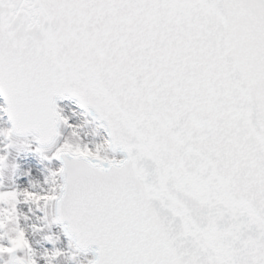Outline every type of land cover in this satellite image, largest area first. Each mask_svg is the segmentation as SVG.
I'll use <instances>...</instances> for the list:
<instances>
[{"label": "snow or ice", "instance_id": "1", "mask_svg": "<svg viewBox=\"0 0 264 264\" xmlns=\"http://www.w3.org/2000/svg\"><path fill=\"white\" fill-rule=\"evenodd\" d=\"M45 20L63 24L46 51L27 38ZM160 89L190 112L229 95L226 127L233 118L241 121L248 140L234 146L219 132L209 146L228 153L225 168L241 166L239 206L264 217V0H0V95L6 102L0 113L12 125L5 138L31 133L37 152L55 148L52 159L61 162L51 172L58 183L39 192L31 182L9 190L0 183L3 264H59L64 256L55 246L42 255L33 249L21 226V203L44 209L49 227H63L74 261L92 252L87 264H264V231L256 228L240 247H214V254L205 243L211 231L200 235L198 250L173 244L155 202L167 199L184 225L194 220L166 192L169 169L153 185L136 163L141 155L158 156L156 145L130 142L142 119L157 114L167 123L173 117L152 99ZM69 97L93 114L109 150L123 158L94 154L67 138L57 146L59 126H73L56 99ZM7 167L0 155V172Z\"/></svg>", "mask_w": 264, "mask_h": 264}, {"label": "water", "instance_id": "2", "mask_svg": "<svg viewBox=\"0 0 264 264\" xmlns=\"http://www.w3.org/2000/svg\"><path fill=\"white\" fill-rule=\"evenodd\" d=\"M62 29L63 24H57L54 20L37 22L29 29L30 34L27 38L46 51L48 42L58 36ZM72 37H75V31H73ZM143 78L142 75L138 76V79ZM153 87L156 85L153 84ZM159 91L162 94L158 97L153 96L152 99L166 105L169 111L173 113V117L165 123L159 115L153 114L151 118L140 121L137 136L130 138V142L135 143L139 140L149 139L156 145L158 156L141 155L136 163L146 172V180L149 184H159L161 171L165 168L169 169L170 174L164 185L166 192L185 206L191 213L194 222L200 226L202 234L208 231L213 233V239L210 242H205L208 253L214 254V247H240L242 241L246 240L255 229V227L251 229L248 227L247 212L244 215L240 214L245 209L239 206L241 199L240 184L243 180L242 168L240 165L225 168L222 161L228 153L222 149L209 146L211 135L219 132H223L221 140L232 143L234 146H238L235 142L242 144L248 140V134L241 121L233 118L230 126L226 127L225 114L232 111L228 106L229 95L225 93L219 98L214 97L212 101L206 102L198 111L190 112L181 105L176 96L164 93L162 89ZM194 95L199 96L201 93L197 90ZM0 98L6 107L4 97L0 95ZM63 99L66 98H57L56 102ZM68 99L76 101L75 98L69 97ZM59 104L58 108L60 109ZM81 109L85 111V109ZM9 122L11 125L10 120ZM101 131L104 132L100 129ZM189 132H191L190 139ZM172 133L178 134V136H174ZM180 140L186 142L179 144ZM193 142L199 144L201 155L210 154L215 164L216 174L207 185L199 183L191 175L192 173L200 174L198 169L202 161L199 155L194 152L188 153L184 158L183 166L176 159V153L184 157L185 151ZM207 175L208 173L204 174L205 179H207ZM155 207L161 219L166 224H170L172 242L179 250L190 252L201 248V243L200 245L195 244L191 236L184 237L179 234L181 221L178 217L172 216L167 199L163 202L156 201ZM213 221L215 222V230L210 228ZM232 233L238 234L240 239L234 240Z\"/></svg>", "mask_w": 264, "mask_h": 264}, {"label": "rangeland", "instance_id": "3", "mask_svg": "<svg viewBox=\"0 0 264 264\" xmlns=\"http://www.w3.org/2000/svg\"><path fill=\"white\" fill-rule=\"evenodd\" d=\"M0 107L2 106L0 105ZM59 107L63 110L62 115L73 127L67 128L63 124L60 125V136L57 146L62 144L67 138L76 143L86 145L94 154L98 151L99 154L105 155L104 150H102L104 149L105 134L102 131L100 132V127L93 123L85 114L81 113L74 102L66 100L62 104H59ZM0 123L4 124L5 134L9 127L5 118H3V113H0ZM6 126L7 129H5ZM73 131L77 133L76 136L72 135ZM11 138L6 139L7 143H5L0 151V155L7 157L8 165L7 169L0 172V183H3L4 190H9L14 186L19 188L29 187L30 181L26 182L25 180L34 175L32 168H36L37 170L36 172L34 171L36 175L32 177L35 180H31V190L39 192L43 188H48L58 183V178L51 177V172L60 167L54 159L42 157V154L36 151L37 148L33 146L34 149H32V145L28 142L16 147V145L10 143ZM31 150L33 151L31 152ZM37 158H39L40 162L41 160H45V170L40 168L41 165L39 166V163L36 162ZM13 166L15 167L13 168ZM21 174L25 175L23 178L25 180L20 178ZM46 178L48 180L47 184L44 183ZM18 210L21 216V226L27 233L33 249L38 254H44L45 250L52 251L55 246V248L64 251V256L59 258V264H82L79 258L75 261L73 260L72 253L63 235L56 232L54 225L48 226V222L44 219V209L38 210L32 203H21L18 206ZM34 226L43 230L34 231ZM19 255H22V253H19ZM4 259H7V257ZM0 264H3V261H0ZM39 264H44V261L40 260Z\"/></svg>", "mask_w": 264, "mask_h": 264}, {"label": "clouds", "instance_id": "4", "mask_svg": "<svg viewBox=\"0 0 264 264\" xmlns=\"http://www.w3.org/2000/svg\"><path fill=\"white\" fill-rule=\"evenodd\" d=\"M174 136H178V134L172 133ZM191 138V132H189V139ZM186 141L184 140H180L179 144H184ZM195 153L197 155L200 156V159L202 161V163L199 166V175H197L196 173H192V177L198 181L201 184L207 185L211 179L213 178V176H215V164L211 158L210 154H204L201 155L200 153V146L198 143L193 142L192 144H190L187 148V150L185 151L184 157L180 156L179 153H176V159L181 163V165L183 166V161L184 158L188 155V153ZM209 169H211V172H209ZM208 173L207 175V179H205L204 174ZM153 185H158L156 183H153ZM247 212V215L249 217L248 219V227L251 229L252 227H255L258 230H262L264 231V217H257L255 216L251 211H249L248 209H244L240 212L241 215H244V213ZM181 231H180V235L184 236V237H188L191 236L192 240L195 244L200 245L201 241H200V235L202 234V230L200 228V226L197 223H192L190 226L189 225H184L181 223V225L179 226ZM210 228H212L213 230H215V222L213 221V223L210 225ZM239 230L237 229V232ZM233 235V239L234 240H239L240 237L238 234L236 233H232ZM244 241H242L243 243Z\"/></svg>", "mask_w": 264, "mask_h": 264}, {"label": "bare ground", "instance_id": "5", "mask_svg": "<svg viewBox=\"0 0 264 264\" xmlns=\"http://www.w3.org/2000/svg\"><path fill=\"white\" fill-rule=\"evenodd\" d=\"M0 105H1V103H0ZM92 121H93V119H92ZM97 125V124H96ZM3 126H4V124H1L0 123V151H1V149L3 148V146L5 145V143H7L6 142V138H5V134H4V128H3ZM5 129H7V126H6V128ZM103 134H104V132H103ZM26 142H28V143H30L31 145H32V149H34V145L33 144H35V141H34V139L33 138H17V137H12L11 138V140H10V143H12V144H14V145H16V147L18 146V145H21L22 143H26ZM102 150H104V153H105V155H108L109 156V158H116V159H121V156L120 155H118V154H113V153H111L110 151H109V149L107 148V144L105 143V138H104V149H102ZM33 150H31V152H32ZM30 152V153H31ZM55 152V148H52L50 151H46V152H39V154H42V157H47V158H52V155H53V153ZM34 158V157H33ZM34 160H35V158H34ZM37 161L36 162H38L39 163V166H40V168H42V170L44 169L45 170V160L43 161V160H41V162H40V160H39V158H37L36 159ZM33 169V176H30V178L28 179V180H25V179H23L24 177H25V175H23V174H21V176H20V178L21 179H23V180H25L26 182H31V180L32 179H34V178H32V177H34L36 174H35V172H36V168H32ZM58 169V168H57ZM35 171V172H34ZM50 177V176H49ZM48 177V178H49ZM51 177H52V175H51ZM35 180V179H34ZM33 180V181H34ZM37 189V188H36ZM36 207V206H35ZM47 211V215H48V217L51 219V217H52V215H53V212H52V209L51 208H49V209H47L46 210ZM54 227H55V229H56V232H58L59 234H61V235H63V237L65 238V240H66V242H67V246H69V240H68V238H66V236L64 235V232L62 231V229H61V227L57 224V225H54ZM93 257V255H87V257H85L83 254H81L80 256H78L77 258H79V261L82 263V264H84V263H86L87 262V259H91Z\"/></svg>", "mask_w": 264, "mask_h": 264}]
</instances>
